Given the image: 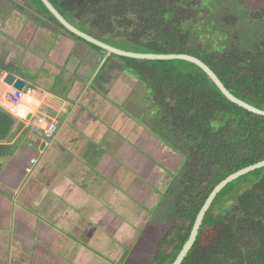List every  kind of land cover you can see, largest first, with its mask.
Returning <instances> with one entry per match:
<instances>
[{
	"label": "crops",
	"instance_id": "crops-1",
	"mask_svg": "<svg viewBox=\"0 0 264 264\" xmlns=\"http://www.w3.org/2000/svg\"><path fill=\"white\" fill-rule=\"evenodd\" d=\"M9 1L7 18L0 16V37L26 39L22 28L33 24L32 43L18 45L24 56L20 67L42 63L59 78L48 89L45 80L31 87L33 98L22 114L18 109L26 96L18 102V124L7 139L11 150L0 157V264H132L167 189V166L159 169L151 158L160 139L130 120L143 108L133 97L140 93L139 82L111 53L103 56L44 19L47 28H36V9L29 14L37 19L27 17L25 23L16 1ZM79 46L86 54H77ZM109 62L113 67L105 73ZM2 78L3 108L10 86ZM36 113L58 126L43 153L24 128V116ZM31 138L36 145L27 144ZM32 157L37 159L31 164Z\"/></svg>",
	"mask_w": 264,
	"mask_h": 264
},
{
	"label": "trees",
	"instance_id": "trees-1",
	"mask_svg": "<svg viewBox=\"0 0 264 264\" xmlns=\"http://www.w3.org/2000/svg\"><path fill=\"white\" fill-rule=\"evenodd\" d=\"M33 1L64 32L102 50L67 31L40 0ZM49 1L74 26L106 43L110 42L99 36L123 40L135 52L186 53L199 58L233 95L264 109V37L246 48H241L242 38L238 46L227 42L218 46L216 41L193 44L187 22L196 14L195 4L184 0ZM118 57L144 83L157 125L188 143L184 153L178 144L172 145L184 156L179 188L173 191L179 223L175 236H169L170 253L154 263L163 259L161 264H171L213 187L237 169L264 159V115L228 100L192 62ZM1 71L11 69L0 59ZM16 123L0 106V157L11 150L7 139ZM216 203L221 210L212 213ZM180 264H264V166L232 180L217 193Z\"/></svg>",
	"mask_w": 264,
	"mask_h": 264
},
{
	"label": "rangeland",
	"instance_id": "rangeland-1",
	"mask_svg": "<svg viewBox=\"0 0 264 264\" xmlns=\"http://www.w3.org/2000/svg\"><path fill=\"white\" fill-rule=\"evenodd\" d=\"M1 1L2 0H0V16L7 18L9 11L8 7L11 6V3L10 1L5 2L7 0L2 1L4 3H2ZM15 1V3L17 4V8H19L21 11H19L18 9L16 10L22 13L24 19L23 21L25 23L27 17H32L31 20L33 22L34 19H37L36 15H32L33 13L29 14L31 12V9H33L31 6L34 4L33 0ZM184 1L186 3L192 2L195 4L194 8L196 9V14L189 22H187V27H189L188 29L192 33L191 37L193 44H204L208 41L213 43L214 41H216L218 46L222 45V43L225 42H227L229 46H238V39L242 38L241 48H246L247 45L258 40L259 37H264V0H242V2L241 0ZM38 21L39 24L35 25L36 28H47L42 18H38ZM32 27L33 24L31 23L24 24L22 28L23 32H28L25 35L26 39L20 35V37L15 38V40L8 38V40L3 41L4 39L0 37V59L4 62V64H6V66L11 69V71L14 70L13 72L22 75L24 77L23 79L26 81L27 86L32 88H39L41 86L40 81L45 80V85L47 84V86L45 87H52V83H50V81L52 82L54 80V82H57L59 76L54 72L52 74L46 73L43 69L44 64L39 63L40 61L35 62L39 64H33V68L24 65L20 67V65L24 62V56L22 57L19 54L18 50L20 46L24 47L30 45V41L35 35V30H33ZM29 28H32V32L30 31L31 33H29ZM228 34L229 37L227 38L225 35L228 36ZM220 35H222L221 39ZM231 36H235L237 40L233 41L231 39ZM99 37H101V39L103 40L109 41V44L119 45V47L124 50L133 51L134 49V47L123 40H118L109 36ZM86 46H90V48H93L98 52H102L103 56L107 53V51H105L104 49L99 50L97 48H94L90 44H87ZM76 52H78L77 54L79 56L82 54H86V51L82 46H79L78 50L76 49ZM34 55L37 54L34 53ZM111 56L112 58L118 60L117 62H120V60L123 61L121 58L114 54H112ZM36 57L40 58H38V60L42 59V57L39 55ZM109 67H113V64L111 62L105 65V73H108L107 68ZM6 72L8 71L3 72L2 74L1 71L0 77H3ZM62 73L64 72L62 71L61 74ZM95 73L96 72L94 71L92 74ZM137 80L139 83H137L136 88L139 89L140 93L135 91V93H133V97L136 98L135 103H141L143 105V108L139 107L140 110L136 114L137 117L131 116L132 119L130 120H134V122L136 123L142 122L147 131L149 130L151 135L160 139L161 146L159 147L158 152H156V155H151V158L156 161L157 167L159 169H164V166H167V171L165 172L164 179L165 181L163 183V190H165L166 188L167 189L160 197V202L158 207L156 208V214L153 219V225L151 226L150 232H147L144 236H141L139 246L133 252L134 257L132 264H154L161 258L162 254L167 255L168 253H170L171 247L173 246V241L169 236H175V228L179 223L174 210L176 196H174L173 191L174 187L175 190L179 188L177 179L178 177H180V174L183 171L181 167L184 161V156H182L181 152H178L172 145L178 144L181 147V151L184 153L187 150L188 143L179 137L172 136L168 131L160 128L157 125L155 106L152 103L149 92L146 89L144 83L139 81V79ZM53 89H56L54 85ZM34 101H36V99H34L33 102ZM28 103L29 102H23L20 105L21 107L19 106L18 112L21 114L24 113L23 110L26 108ZM45 103L44 105H46ZM115 108L117 109V107ZM160 126L162 127V125ZM171 152H175V156H171ZM149 154H153V152L151 151V153ZM171 163H173V166ZM174 166H176L177 169H173ZM170 183L171 185L169 186ZM218 206L219 203H216V205L212 209V213L220 212L221 208H218ZM164 262L165 260L162 259L161 263Z\"/></svg>",
	"mask_w": 264,
	"mask_h": 264
},
{
	"label": "water",
	"instance_id": "water-1",
	"mask_svg": "<svg viewBox=\"0 0 264 264\" xmlns=\"http://www.w3.org/2000/svg\"><path fill=\"white\" fill-rule=\"evenodd\" d=\"M44 6L48 9V11L57 19V21L69 32L74 34L75 36H78L84 40H86L89 43H92L96 46H99L100 48L104 49L105 51L114 54L116 56H125V57H131V58H138V59H182L189 62H192L199 66L206 74L209 76V78L216 84V86L219 88V90L222 92V94L231 102L237 104L238 106H241L245 108L246 110L259 114L264 115V109L258 108L253 106L252 104H249L248 102L244 101L243 99L233 95L223 84V82L219 79V77L213 72V70L207 66L202 60L199 58L192 56L190 54L186 53H150V52H135V51H128L124 50L120 47L113 46L109 43H106L102 40H99L98 38L88 34L87 32H84L74 26L70 21H68L67 18H65L53 5L49 0H40ZM2 80L12 85L13 87L17 89H22L23 86L26 84V81L16 76L13 72L8 71L4 74ZM264 166V159L257 161L253 164L247 165L245 167H242L240 169H237L236 171L228 174L226 177L221 179L210 191L206 199L204 200L201 208L199 209L194 223L192 225L191 231L189 233V236L185 243L183 244L182 248L180 249L179 253L173 260L171 264H180L184 258V256L187 254L188 250L192 246L199 226L201 224V221L204 217L205 212L209 208L211 202L213 201L214 197L217 195V193L229 182L232 180L238 178L239 176L246 174L252 170H255L257 168H260Z\"/></svg>",
	"mask_w": 264,
	"mask_h": 264
},
{
	"label": "built area",
	"instance_id": "built-area-1",
	"mask_svg": "<svg viewBox=\"0 0 264 264\" xmlns=\"http://www.w3.org/2000/svg\"><path fill=\"white\" fill-rule=\"evenodd\" d=\"M10 89L5 91L4 98L6 100V105L3 107L6 112L18 117V102L22 99L23 96H29L32 92V88L25 84L22 89H17L10 85ZM29 114L24 116L26 121L24 122V128L28 129V132L31 133L35 138L39 140V145L36 147L39 153H43L45 147L48 145L49 141L55 136L58 130L57 122L50 117H46L43 114H33L28 118ZM20 117V116H19ZM27 144L29 146H34V139L31 138ZM37 159V158H36ZM34 157L29 159V162L32 164L36 160Z\"/></svg>",
	"mask_w": 264,
	"mask_h": 264
},
{
	"label": "flooded vegetation",
	"instance_id": "flooded-vegetation-1",
	"mask_svg": "<svg viewBox=\"0 0 264 264\" xmlns=\"http://www.w3.org/2000/svg\"><path fill=\"white\" fill-rule=\"evenodd\" d=\"M35 3V2H34ZM33 4V3H32ZM36 4V6H34V8H33V5H32V8L33 9H36V11H37V15L39 16V18H42V19H44L45 21H48V22H51L52 24H53V22H52V20H50V16L48 15V13L46 12V11H44L43 9H40V8H38L37 7V3H35ZM169 185H171V183L169 184ZM191 231V230H190Z\"/></svg>",
	"mask_w": 264,
	"mask_h": 264
},
{
	"label": "bare ground",
	"instance_id": "bare-ground-1",
	"mask_svg": "<svg viewBox=\"0 0 264 264\" xmlns=\"http://www.w3.org/2000/svg\"><path fill=\"white\" fill-rule=\"evenodd\" d=\"M4 82V81H3ZM2 91V90H1ZM32 100V96H26L24 99H23V102L27 103V102H30Z\"/></svg>",
	"mask_w": 264,
	"mask_h": 264
}]
</instances>
